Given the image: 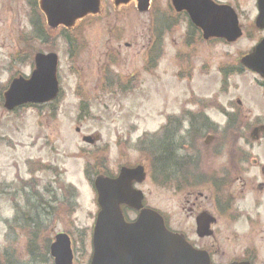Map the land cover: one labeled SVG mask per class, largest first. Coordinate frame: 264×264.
I'll return each mask as SVG.
<instances>
[{"label":"rangeland","instance_id":"obj_1","mask_svg":"<svg viewBox=\"0 0 264 264\" xmlns=\"http://www.w3.org/2000/svg\"><path fill=\"white\" fill-rule=\"evenodd\" d=\"M26 2L9 0L13 21L9 24V49L0 51V90L13 78L30 75L35 53H55L59 60L57 76L62 96L54 117L47 109L26 108L8 113L0 97L1 264L5 263L4 253L9 251L23 264L27 262V255L33 253L25 237L28 224L22 213L17 214L18 223L25 224L21 229L14 224L11 231L6 225L13 218L11 203L16 208H23L24 204L18 202L19 195L14 200L11 186L29 187L25 183L33 181L40 190L41 186L50 185L49 190L57 198L63 188L64 202L69 201L76 207L75 222L65 223L60 214L53 221L49 217L41 220L48 219L46 222L51 223L48 225L51 234H44L46 238L72 232L75 264L89 263L91 231L98 212L96 194L85 175L100 172L101 168L116 174L121 166L142 164L147 176L138 189L145 195V204L169 215L170 203L180 204V197L173 199L165 186L159 188V183L153 182L152 156L146 150L149 145L141 141L160 139L165 129L169 131L188 119L183 116L187 112L205 114L222 129L228 123L225 111L233 113L229 124H235L232 129L216 134L207 132L203 140L196 141L200 164L194 158L190 172L195 175L214 171H220V175H264V90L258 85L261 79L244 71L239 64L241 57L257 43V35L249 38L247 33L253 20L240 21L245 33L233 44L211 40L186 48L183 45L187 32L184 19L163 9L166 17L179 24L171 25L175 26L172 30L160 27L163 48L160 60L153 63V67L155 39L151 42V36L153 33L156 37L157 24L151 21V13L137 11L135 3L115 6L113 0H108L103 3V9L107 10L105 18L83 19L68 30H46L44 40L39 41L33 39L27 25ZM243 9L249 11L250 6ZM11 17L9 15V19ZM64 31L72 37V45L64 40ZM100 68L113 71L116 80L128 86L129 93H102ZM86 101L89 105H83ZM82 106L87 107V113L81 110ZM254 124L262 126L256 131V128L253 131L242 128ZM86 136L93 140L92 145L82 141ZM244 140H249L252 147ZM219 141L221 155L215 157ZM202 149H205L203 157ZM243 151L249 160L240 164L239 153ZM36 165L41 166L40 170H36ZM128 216L132 218L131 214ZM223 247L227 249L225 244Z\"/></svg>","mask_w":264,"mask_h":264},{"label":"flooded vegetation","instance_id":"obj_2","mask_svg":"<svg viewBox=\"0 0 264 264\" xmlns=\"http://www.w3.org/2000/svg\"><path fill=\"white\" fill-rule=\"evenodd\" d=\"M96 1L97 11L95 14H88L84 19L99 16L105 18L107 10L106 8L103 9V3L108 0ZM113 1L114 4L118 5L135 3L136 9L140 13L148 12L152 14L151 21H155L157 24L156 37L153 33L151 36V42L155 39V42L152 44V47L154 46L155 64H157V60L161 57V50L163 48V36L160 27L172 30L175 26L171 27V25L179 24V21H173L171 17H166L163 14V9H167L169 13L176 17H181L182 20L184 19L183 21L187 25V32L184 35L183 45L186 48L193 47V45L200 44L201 42L204 43L201 32L189 20V10H194L198 8L199 4L205 2L219 8L218 12L210 17L220 20L230 18L233 14L236 18L240 36L233 42H228L224 38H219V41L233 44L241 40L245 33L240 23L243 19L253 20L252 24H250L251 29L247 32L249 34L248 37L254 38L257 35L256 45L246 54H251L254 48L264 41V27H260L257 24V20L264 17V7H259L260 0ZM26 5L28 10L26 20L27 25L32 31L31 35L33 39L42 41L46 34V27L44 23L45 17L40 12V0H27ZM243 6H250V10L245 11ZM157 7L160 8L157 9ZM9 15H12L10 19ZM12 21L13 12L9 13V0H0V51L4 52L6 49H9L7 41L9 40V24L12 25ZM6 60L9 61V56L6 57ZM258 85L264 90V80H261ZM6 89L7 87L0 90L1 99H3ZM203 110H200V112ZM224 113L228 117V123L222 129L219 125L210 121L205 114L199 113L196 115L190 112H187V115H183L186 118L188 116V119H185L182 124L175 126L173 129L170 128L171 130L182 131L184 140L182 142L181 153L186 175H169L165 189L170 191L173 199L180 197L181 202L176 206L172 202L170 203L171 212L169 215H164L158 209L148 207L145 204L144 198L143 205L144 208L157 212L162 217L165 228L173 235L180 236L194 253L206 257L209 264H264V175H229V173L220 175V171L201 172V174L195 175L189 169L190 163L194 158L197 159V164H200L199 151L197 150L199 145H195L197 140H203L207 132L216 134L226 128L232 129L235 125L229 124L233 113L225 111ZM184 122L186 123L184 124ZM260 126L262 125L254 124L242 126V128L252 131L256 128L254 130L256 131L257 127L260 128ZM207 139L211 141L209 136ZM245 142L248 144V147H252L249 140ZM217 143V151L213 154L215 157L221 155L220 141ZM204 150H201L202 157ZM239 155L242 156L239 159L240 164L249 160L248 156L245 157L244 151L240 152ZM186 163L189 167H187ZM131 185L135 189L140 190L138 189L140 185H136L134 182ZM12 188L13 186L9 189L12 190L10 192H12L14 200H17V196L19 195L18 202H24L26 205V197L28 196L25 193L26 191L24 192L22 188ZM40 188L42 190L40 189L38 220L43 226L44 234L48 235L50 233L51 229L48 225H51V223L46 222L49 221L48 219L42 221V217H49L53 221L55 216L60 214L65 223L75 222L76 207L70 205L69 201L64 202V199L61 198V193L58 198L56 194H52L49 190L50 185H43ZM61 205L63 208H60ZM11 206L14 209L11 221H16L18 219L17 214L20 213L22 207L16 208L13 203H11ZM178 213H180V217ZM131 214L132 218L125 219L127 223L134 222L138 215L137 213ZM93 227L94 224L91 235ZM62 234H65L70 240L73 253L71 264H75L73 234L71 231H65ZM54 238L44 237L37 240L39 251L46 254L49 264H53L49 249L51 250V246L55 242ZM223 244L227 246V249L223 247ZM230 244L234 245L231 247ZM88 264H90V260ZM139 264H152V259L149 258L145 263L140 261Z\"/></svg>","mask_w":264,"mask_h":264},{"label":"water","instance_id":"obj_3","mask_svg":"<svg viewBox=\"0 0 264 264\" xmlns=\"http://www.w3.org/2000/svg\"><path fill=\"white\" fill-rule=\"evenodd\" d=\"M41 9L48 18V24L70 26L74 20L93 11L92 0H41ZM264 7V0L259 1ZM211 3H202L189 10L191 21L203 31L206 40L224 38L228 42L240 36L235 16L226 19L210 17L218 12ZM264 27V17L257 20ZM243 65L264 78V41L251 55L242 59ZM57 58L55 55L35 56V70L29 80L12 81L5 94V108L13 111L25 104H44L54 100L58 94ZM92 143L90 138H84ZM144 179L142 167L122 168L117 179L97 177L94 182L99 212L92 238L93 255L90 264H139L152 259V264H208L206 257L192 252L183 239L169 233L161 217L155 212L142 209V194L132 188V182ZM139 211L133 224H126L120 206ZM55 264H71L72 253L67 236L59 235L51 246ZM148 256V257H147Z\"/></svg>","mask_w":264,"mask_h":264},{"label":"trees","instance_id":"obj_4","mask_svg":"<svg viewBox=\"0 0 264 264\" xmlns=\"http://www.w3.org/2000/svg\"><path fill=\"white\" fill-rule=\"evenodd\" d=\"M67 38H71L70 35H66ZM69 42V45H72L73 39H66ZM80 46L77 47L76 51L78 52ZM236 68V67H235ZM237 72L239 67L236 68ZM240 73V71H239ZM115 77V74H110L109 72H103L100 82V90L102 93L109 92H120L127 93L129 89L127 85L119 83ZM121 82V81H120ZM83 105H89L86 101ZM81 110L84 113H87V107L82 106ZM53 111V115L55 110ZM54 117V116H52ZM178 132V131H177ZM175 131H163V135L160 139L148 141H141V144H147L149 147L146 149L151 154L150 158V174L153 176L154 182H158L159 185L163 186L168 180V175H186L184 169V163L182 161V142L184 138L178 136V133ZM149 138V137H147ZM158 172V173H157ZM33 197L35 199L34 204H30L31 213L27 216H30L28 220V227L26 234H28L29 247L33 250L31 257L29 258L30 264H43L46 262V254L39 251V248L36 244V241L40 236H42L43 226L38 220V202H40V196L38 193L33 190ZM37 254V255H36ZM7 264H18V260L15 259L14 255L9 252L8 263Z\"/></svg>","mask_w":264,"mask_h":264}]
</instances>
